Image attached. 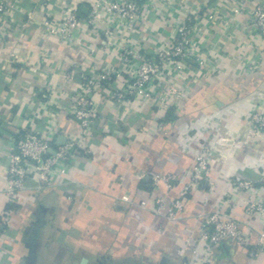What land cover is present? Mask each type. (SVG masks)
Here are the masks:
<instances>
[{"label": "crops", "instance_id": "obj_1", "mask_svg": "<svg viewBox=\"0 0 264 264\" xmlns=\"http://www.w3.org/2000/svg\"><path fill=\"white\" fill-rule=\"evenodd\" d=\"M98 1L8 0L0 15V264H182L192 256L185 240L197 237L203 213L226 211L243 230L261 228L243 212L242 199L264 198V187L234 188L236 179L264 171V133L245 122L264 102V38L246 12H235L232 0H137L141 16L132 25L103 8L95 24L74 29L71 40L47 33L46 21L57 24L66 11L85 18ZM188 13L201 20L198 50L211 66L180 73L177 93L165 104L106 98L129 78L125 68L92 95L98 118L83 135L72 115L83 76L118 68L124 48L144 53L169 44ZM27 129L52 146L75 143L80 153L59 163L46 183L33 177L8 197L9 154ZM202 145L213 149L211 188L195 185L175 220L139 205L154 191L172 199L189 180ZM156 173L176 175L177 185L171 191L154 186ZM211 259L264 264V252L252 255L226 239Z\"/></svg>", "mask_w": 264, "mask_h": 264}, {"label": "built area", "instance_id": "obj_2", "mask_svg": "<svg viewBox=\"0 0 264 264\" xmlns=\"http://www.w3.org/2000/svg\"><path fill=\"white\" fill-rule=\"evenodd\" d=\"M235 12H246L248 20L264 38V0H232ZM8 0H0V15L6 12ZM105 8L115 14L123 25H132L141 16V8L137 0H99L85 18H80L73 11H66L57 24L46 21L49 34H56L63 41L71 40L72 31L84 25L95 24L101 9ZM201 20L194 14L188 13L185 19L176 27L171 42L148 52L140 53L129 48L119 51V67L100 71L97 74L87 73L83 76L80 88L73 97L72 115L80 126L81 133L87 134L92 124L97 120L98 113L94 107L92 95L110 87L121 77L125 68L132 73L125 84L113 88L105 97L108 99H124L127 97L140 98L148 102L165 104L171 95L177 93L176 82L178 75L184 71L211 66L208 56L202 57L198 50ZM105 47H110V41H105ZM245 122L255 134L264 133V102L252 107ZM52 144L46 137L34 129H27L18 134L15 150L9 154L6 171L7 186L5 194L10 197L26 186L27 180L36 177L37 184L46 183L52 175L53 169L59 164L66 165L71 157H76L80 149L75 143L65 142L52 146L53 154H48ZM213 161V149L209 145H202L194 156L189 180L182 185L172 199L167 200L166 194L154 191L139 205L157 215L169 220H175L183 208L185 196L201 182H208L209 164ZM65 171V166L59 173ZM152 184H161L167 191H171L178 182L172 173H156L151 176ZM256 185L264 187V171L256 179L239 178L234 182L238 192H251ZM128 201V196H122ZM243 212L257 217L261 221V228L249 227L242 229V222L226 211L214 210L200 215L198 235L195 239L186 238L185 243L193 245L191 257L182 264H213L211 254L214 248L228 239L233 243L249 247L252 255L264 252V198L260 196L242 199ZM2 222L9 220L8 211L3 212ZM253 238L254 242H251ZM197 244L199 246H197Z\"/></svg>", "mask_w": 264, "mask_h": 264}, {"label": "water", "instance_id": "obj_3", "mask_svg": "<svg viewBox=\"0 0 264 264\" xmlns=\"http://www.w3.org/2000/svg\"><path fill=\"white\" fill-rule=\"evenodd\" d=\"M53 153H54V149H53V147L51 146V147L48 148V154H53Z\"/></svg>", "mask_w": 264, "mask_h": 264}]
</instances>
